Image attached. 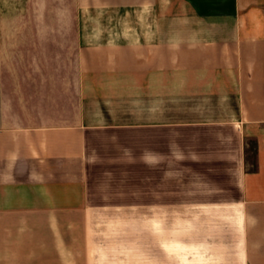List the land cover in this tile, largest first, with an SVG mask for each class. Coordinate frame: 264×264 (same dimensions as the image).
Wrapping results in <instances>:
<instances>
[{
	"label": "crops",
	"instance_id": "crops-1",
	"mask_svg": "<svg viewBox=\"0 0 264 264\" xmlns=\"http://www.w3.org/2000/svg\"><path fill=\"white\" fill-rule=\"evenodd\" d=\"M0 264H264V0H0Z\"/></svg>",
	"mask_w": 264,
	"mask_h": 264
},
{
	"label": "rangeland",
	"instance_id": "rangeland-1",
	"mask_svg": "<svg viewBox=\"0 0 264 264\" xmlns=\"http://www.w3.org/2000/svg\"><path fill=\"white\" fill-rule=\"evenodd\" d=\"M176 5L173 6V9L169 10V13H171V15H175L176 12ZM143 13H135L132 15H127L124 14L122 12H106V13H102V12H98L95 9H89L88 11V15H87V25L89 29L92 30H97L98 28H111L112 26H128L127 22H125L124 24V19L123 18H127L130 17L131 21V25H143L146 21V16L149 17L151 16V18H153L152 20L155 21L156 19H158L159 17V9L155 10V12H153L151 15L146 14L145 17L143 16ZM173 16H169V23H173L175 22L173 20ZM149 20V19H148ZM124 24V25H123Z\"/></svg>",
	"mask_w": 264,
	"mask_h": 264
}]
</instances>
